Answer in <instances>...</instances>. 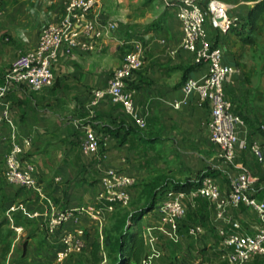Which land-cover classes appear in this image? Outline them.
<instances>
[{"label":"crops","instance_id":"crops-1","mask_svg":"<svg viewBox=\"0 0 264 264\" xmlns=\"http://www.w3.org/2000/svg\"><path fill=\"white\" fill-rule=\"evenodd\" d=\"M95 1L93 15L116 24V30L103 38L102 53H79L74 59L61 53L52 86L35 92L21 85L9 93L14 128L0 123V201L3 195L13 242L26 236L27 245L38 238L41 245H52L45 231L51 211L92 203L100 188V176L108 167L136 178L130 194L132 200L142 199L139 204L152 189L183 184L190 188L205 175L214 176L220 189L228 191L240 166H245L254 179L253 194L264 199V172L249 151L238 145L233 166H224L218 159V148L209 140L206 128L209 103L191 94L187 104L178 108L172 105L182 98V81L187 76L199 77L207 69L205 62L196 63L193 53L181 48L175 9L158 0ZM223 1L237 4V0ZM0 4L1 79L19 53L36 45L41 28L58 18L63 0H0ZM251 7L240 5L231 11L242 22L248 17L239 32L220 35L208 21L205 30L213 44L222 46L223 60L231 67L224 90L242 118L241 139L264 147V129H258L264 123V4L257 6L258 17L252 16L257 7ZM257 38L261 47H255ZM138 41L146 45V56L143 67L129 77L128 85L135 90V107L146 120L143 129L135 127L122 106L107 97L93 110L87 107L91 89L107 84L123 54ZM85 127L93 128L100 137L97 154L83 149ZM26 138L31 139L29 144H23ZM13 142L22 144V162L34 164L41 195L6 184L4 156ZM185 209L175 225L163 222L158 213L154 227H162L172 242L178 241L185 227L187 234L190 227H199V233L189 234L203 237L208 252L219 256L223 244L216 234L219 221L212 202L200 198L186 203ZM227 213L240 220L244 232H253V213L231 207ZM66 228L83 231V244L85 233L98 229L97 221L88 218ZM162 232L158 231L160 236ZM261 258L252 256L250 264H264Z\"/></svg>","mask_w":264,"mask_h":264},{"label":"built area","instance_id":"built-area-1","mask_svg":"<svg viewBox=\"0 0 264 264\" xmlns=\"http://www.w3.org/2000/svg\"><path fill=\"white\" fill-rule=\"evenodd\" d=\"M165 6L174 8L181 31V48L194 55L196 63L205 62L206 71L199 77L187 76L180 84L182 98L173 101L175 108L187 104L191 94H197L201 102L210 105V116L206 123L209 140L217 148V157L224 166L235 165L237 146L247 150L264 172V147L257 142H248L240 137L242 118L232 106L224 90L229 80L231 67L223 60L224 49L213 44L206 33L205 22L220 35L232 28L239 27L242 19L232 14V9L244 5H253L259 0H237V4L223 0H158ZM234 4V3H233ZM95 0H63L62 10L58 18L44 25L38 36L36 45L19 53L10 68L0 79V123L5 122L11 128V99L9 93L21 85L28 86L35 92L52 86L54 71L59 54L74 59L79 53L100 54L104 49L103 38L116 30L113 21L102 22L93 15ZM3 9L0 4V17ZM163 42V41H162ZM146 56V45L135 42L126 51L119 65L113 69L104 87L91 89L87 101L89 110H93L106 97L114 104L122 106L125 116L137 128L146 127L144 116L134 104L135 90L128 85L133 72L143 67ZM264 129V123L260 125ZM15 137V135H13ZM26 138L23 144H29ZM83 149L90 154H97L100 149V137L91 127H85ZM22 144L13 142L4 156L3 177L8 185L36 191L41 195V187L35 177L32 162H22ZM136 178L113 167L106 168L100 176V188L92 203L75 207L53 209L49 214L45 231L53 245V256L66 259L82 246L80 234L83 231H72L67 224H77L82 219L102 221L107 213L116 205L125 206L130 200L131 187ZM254 179L245 166L238 167L231 179L230 189L222 191L217 179L212 175L203 176L198 183L189 189L167 187L157 198L155 211L163 222L175 225L185 214V204L194 203L200 198L212 202L216 210V234L223 244L222 257L225 264H250L252 256L264 258V199L252 192ZM246 209L253 213L256 224L252 233L243 231L240 220L233 219L227 209ZM149 251L142 264H152L160 254L155 247L156 238L152 234L155 227H148ZM163 229L162 227L158 228ZM199 227H192L190 234H197ZM152 232V233H151ZM169 234V233H167Z\"/></svg>","mask_w":264,"mask_h":264},{"label":"rangeland","instance_id":"rangeland-1","mask_svg":"<svg viewBox=\"0 0 264 264\" xmlns=\"http://www.w3.org/2000/svg\"><path fill=\"white\" fill-rule=\"evenodd\" d=\"M263 4L264 0H259V2L252 6L255 8ZM259 14L260 7H257L253 11L252 16L258 17ZM258 39L259 38H257V41L255 42V47H261ZM130 196H132V194H130ZM141 200V198H138L136 200H131L125 206L114 207L113 211L107 213L102 221H97L98 229L93 232L85 233L84 244L82 241V246L66 259H56V257L53 256L52 245L45 246L44 243L41 245L40 238L29 241L28 245L23 248L25 238H27L26 236H21L15 242H13L11 237L9 240L7 237L8 247L7 244L5 246L0 244V264H115L117 254L114 246L116 238L119 235V229L116 230L115 226L118 225V221H120L126 214L141 205L139 204L141 203ZM5 202L7 201L2 195L0 201V220L8 218L5 213ZM157 214V211L147 212L146 214L140 217L137 216L132 220L128 219L127 227L128 229H132V231L137 230L138 225L135 223H142L141 233L145 239V252L149 251L148 245L150 244L148 241L147 228L158 225ZM186 230L185 227L182 233L178 236V241L175 242L168 240L169 235L162 232V230H159L158 227H156L155 230H152L153 233H151L154 234L156 238L155 247L160 251L159 256L154 259L152 264H225L224 258L220 254L221 252H218L219 256L209 253L208 247L203 241V237L191 236L189 233H186ZM9 231L13 233L12 228L7 225L2 227V232L4 234L9 233ZM158 231H161L164 235L160 236ZM121 236H123V234ZM125 239L127 241V237ZM111 242L113 243L114 249L109 246V243ZM94 243L97 245L95 252L92 250ZM5 247H7V251L3 252ZM118 256L120 257V254H118ZM261 259L264 261V258ZM120 264H122V262Z\"/></svg>","mask_w":264,"mask_h":264},{"label":"trees","instance_id":"trees-1","mask_svg":"<svg viewBox=\"0 0 264 264\" xmlns=\"http://www.w3.org/2000/svg\"><path fill=\"white\" fill-rule=\"evenodd\" d=\"M248 21H249L248 17H247V20H245V22H242V20H241L240 26L232 28L231 31L235 32V33L239 32V30L243 27V25L246 24V22H248ZM258 129L261 130V127L259 125H258ZM196 184L194 183L190 187H193ZM9 186H11V185H9ZM187 186L188 185L184 186V184H183L182 187H179V186H171V187H174L175 189H189V186L188 187ZM167 187H170V186H165V187L162 186V187L155 189V190L152 189L151 194L145 199V201L141 205L134 208L131 212L126 214L120 221H118V225L115 226L116 230L119 229V235L116 238V243L114 246V248L116 250V254H117L115 264H120L121 262H122V264H142L144 257L148 253V251L145 252L146 251L145 239L141 233V224L142 223L141 222L135 223L136 225H138L137 230L132 231V229H128V227H127L128 219L132 220L133 218H136L137 216L140 217V216L146 214L147 212H151L152 210H154L158 195L161 192H163V190ZM17 188H20V187H17ZM131 200H132V196H131ZM117 206H120V205H116L115 208ZM2 208H4V207H2ZM7 224H8V219L3 218L0 220V244L3 246H5L7 244V247H8L7 237L9 240L12 233H11V231H9V233H6V234H4L2 232V227L7 225ZM122 234H123V236H121ZM126 237H127V241L125 239ZM26 245H27V241H24L23 248ZM109 246L112 249H114L112 242L109 243ZM7 247H5L3 252L7 251L6 250ZM96 248H97V245H95V243H94L93 249H92L93 252L96 251ZM218 252H221L220 254L222 255V253L224 252V249L221 248V249H219ZM118 254H120V257L118 256Z\"/></svg>","mask_w":264,"mask_h":264}]
</instances>
